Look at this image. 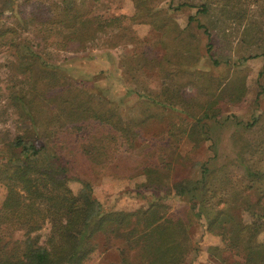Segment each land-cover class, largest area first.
<instances>
[{
    "label": "rangeland",
    "instance_id": "rangeland-1",
    "mask_svg": "<svg viewBox=\"0 0 264 264\" xmlns=\"http://www.w3.org/2000/svg\"><path fill=\"white\" fill-rule=\"evenodd\" d=\"M55 1L64 0H19V17L9 9L0 15V29L15 28L5 37L25 40L26 52L36 51L41 66H53L61 77L52 81L61 85L55 90L49 92L45 82L38 88L35 126L19 113L27 94L22 88H29L19 76L21 59L7 41L0 45V151L15 136L54 128V146L71 160L68 184L74 193L88 181L106 209L125 211L147 208L164 195L196 248L188 260L224 264L210 254L212 247H224L222 238L207 230L206 217L173 186L198 177L203 161L214 170L211 183L219 190L241 188L249 170H264V0H77L99 20L125 27H108L79 52L44 46L41 38L51 33L46 25L19 26L21 17L30 22L32 7L40 3L52 15ZM69 82L75 92L90 95L97 111L129 121L128 135L100 121L79 129L64 113L49 123L56 110L51 95L72 94L64 89ZM48 146L54 149L52 142ZM147 170L156 171V178ZM6 195L0 182V206ZM227 199L216 195L214 201ZM49 230L48 223L42 240ZM118 259L117 250L102 249L92 264Z\"/></svg>",
    "mask_w": 264,
    "mask_h": 264
},
{
    "label": "trees",
    "instance_id": "trees-1",
    "mask_svg": "<svg viewBox=\"0 0 264 264\" xmlns=\"http://www.w3.org/2000/svg\"><path fill=\"white\" fill-rule=\"evenodd\" d=\"M21 4L19 0H0V15L9 9L19 17ZM41 4L44 5L32 7L30 22L21 17L18 23L25 29L39 24L49 27L51 33L49 30L41 42L56 50L83 51L108 27L125 30L113 19L105 23L99 20L77 0H64L61 4L55 1L50 7L52 15L46 14ZM14 31L12 26L2 27L0 45L7 41L21 59L19 76L28 82L29 88H22L26 90L23 94H27L18 105L19 113L24 119L30 117L36 126L38 88L45 82L49 92L55 90L61 85L52 81L61 77L53 66L47 65L48 69L41 66L36 51L26 52L25 48L30 46L25 40L5 37ZM205 33L211 37L207 28ZM211 48L212 44L208 43V51ZM260 74L264 75V67ZM74 85L69 82L64 87L72 93L67 97H62V90L51 95L56 110L51 109L55 113L49 123L58 121L57 116L64 113L79 129L100 121L121 130L123 136L128 135L129 121L125 122L113 111H109L108 116L97 111L90 95L75 92ZM198 122L197 126L205 129L206 125ZM42 125L45 126V122ZM53 129L15 136L2 148L3 152L0 151V182L7 188L0 206V264H92L93 256L102 249L118 251L119 259L112 264H192L188 257L196 248H192L184 220L173 213L170 203L164 200L166 196H159L147 208L125 211L106 209L88 181H82V188L74 193L68 184L71 160L58 150V145L54 146ZM51 142L52 151L48 149ZM197 165L200 175L175 182L173 190L176 195L187 198L193 207H198L199 213L206 217L207 230L222 238L224 247L214 246L210 254L224 264H264V241L259 240L264 231V170H249L241 188L236 184L232 189L219 190L220 187L211 183L215 172L209 161ZM149 171H146L148 176L155 179L156 171ZM156 188L161 186L156 185ZM216 195L228 199L214 201ZM222 202L224 207H220ZM245 214L249 215V221L244 218ZM48 223L50 230L42 240L40 232ZM18 232H21L19 237Z\"/></svg>",
    "mask_w": 264,
    "mask_h": 264
}]
</instances>
